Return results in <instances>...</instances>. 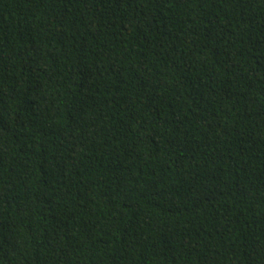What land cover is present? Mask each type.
I'll return each mask as SVG.
<instances>
[{
	"label": "trees",
	"instance_id": "obj_1",
	"mask_svg": "<svg viewBox=\"0 0 264 264\" xmlns=\"http://www.w3.org/2000/svg\"><path fill=\"white\" fill-rule=\"evenodd\" d=\"M0 264H264V0H0Z\"/></svg>",
	"mask_w": 264,
	"mask_h": 264
}]
</instances>
